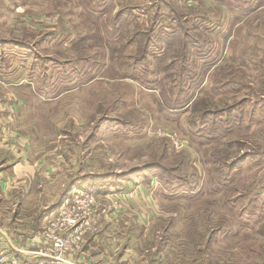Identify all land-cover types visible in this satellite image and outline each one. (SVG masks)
Returning <instances> with one entry per match:
<instances>
[{"label": "rangeland", "instance_id": "obj_1", "mask_svg": "<svg viewBox=\"0 0 264 264\" xmlns=\"http://www.w3.org/2000/svg\"><path fill=\"white\" fill-rule=\"evenodd\" d=\"M0 77L18 250L75 187L94 203L71 264H264V0H0Z\"/></svg>", "mask_w": 264, "mask_h": 264}, {"label": "built area", "instance_id": "obj_2", "mask_svg": "<svg viewBox=\"0 0 264 264\" xmlns=\"http://www.w3.org/2000/svg\"><path fill=\"white\" fill-rule=\"evenodd\" d=\"M193 1L187 0L189 4ZM92 197L91 192L82 188L72 189L56 212L47 217V224L41 231V243L35 245L38 251L18 250L17 248H13V252L1 251L0 264H20L18 256L25 259L30 257L42 259L39 264H71L62 258L61 253L62 251H73L78 244L80 232L82 231L81 235L85 232L82 224H78L77 217L91 208V204L94 203ZM0 233L4 235L3 230H0Z\"/></svg>", "mask_w": 264, "mask_h": 264}, {"label": "crops", "instance_id": "obj_3", "mask_svg": "<svg viewBox=\"0 0 264 264\" xmlns=\"http://www.w3.org/2000/svg\"><path fill=\"white\" fill-rule=\"evenodd\" d=\"M0 80H3V82L6 80L4 77H0ZM4 104H8V101L5 99L3 100ZM12 104V101L10 102ZM10 112L9 109L2 111V109H0V124L1 121L6 120L8 123H13L11 120V115L9 116ZM3 124H6V122L4 121ZM18 137L23 139L22 135L18 134ZM20 142V143H19ZM23 141H19L16 138H14L13 136L9 135L6 132V126L5 125H0V189L2 191L3 197L4 199L10 200V196L8 197V195L14 190V187H17V185H12V183H15V179H19L22 177V175H24L23 173L26 171L27 167H28V163L25 162L24 159L21 158L20 155L24 154V146H23ZM21 144V147L18 145ZM3 174H5L7 177L10 178L9 181H5L2 180ZM128 181V180H127ZM8 182H10V184H8ZM22 183V182H21ZM20 184V182H19ZM12 185V186H10ZM126 184L125 182L120 183L119 185L116 184L117 188H113L114 191V195L113 196H119L121 198H124V194L126 191H124L123 189L126 188ZM13 189V190H12ZM116 189V191H115ZM131 189H134L133 187ZM58 208V207H57ZM57 210V209H56ZM56 210L54 211H48L45 214V217H43V219L46 221L47 217L51 214L56 212ZM1 227V226H0ZM0 230H3V233L6 237V241L3 245L0 246V252L4 251V250H8L13 252V248L15 247L14 242H12L11 239H9L8 235L9 233L7 231H5L2 227L0 228ZM5 249H2L1 247H5ZM33 247H35V245H32ZM35 257H30V258H26L23 259L24 260V264H34Z\"/></svg>", "mask_w": 264, "mask_h": 264}, {"label": "trees", "instance_id": "obj_4", "mask_svg": "<svg viewBox=\"0 0 264 264\" xmlns=\"http://www.w3.org/2000/svg\"><path fill=\"white\" fill-rule=\"evenodd\" d=\"M188 3V2H187ZM180 4H182V3H180ZM189 4V3H188ZM187 5V4H186ZM191 10H192V8H191ZM102 13H104L105 14V12L101 9V10H99L98 12H95V13H93L96 17H99L100 18V16H101V14ZM120 13H121V11H118L117 12V15L116 16H114V20H116V18L117 17H119V15H120ZM174 15L177 17V18H179V14H177V13H174ZM102 33H104V31L102 32ZM137 35V34H136ZM172 36H173V34H172ZM175 36H173L172 38H174ZM179 38V43H181V44H183L184 45V50H182V49H180V52H179V54H171L170 55V57H174V58H176V59H180V60H182V61H184V60H186L187 59V57H188V53H187V49L185 48V47H187L186 46V44H184V43H186V41H181L180 40V37H178ZM160 40V39H159ZM121 43H125L126 44V46L128 45V40L126 41V42H124V41H120ZM149 42V41H148ZM183 42V43H182ZM168 44H171L172 42H167ZM178 43V42H177ZM171 45H173V43L171 44ZM116 47H113V49H115ZM115 52V51H114ZM128 56H123L121 53H116V56H111L110 58H111V60L113 59V67L114 68H122V67H120V66H123V64H122V61L125 59V61L126 62H130L129 60H128V58H127ZM135 57V56H134ZM133 56H132V58L130 59V60H133V59H135ZM141 59H143L142 57H141ZM136 61H138L139 59H135ZM102 68L105 70L106 68H105V66L103 65L102 66ZM109 69V68H108ZM107 69V70H108ZM162 70V69H161ZM70 193H71V191H69ZM69 194V193H68ZM68 196H65V198H63L62 199V201L59 203V204H61L66 198H67Z\"/></svg>", "mask_w": 264, "mask_h": 264}, {"label": "bare ground", "instance_id": "obj_5", "mask_svg": "<svg viewBox=\"0 0 264 264\" xmlns=\"http://www.w3.org/2000/svg\"><path fill=\"white\" fill-rule=\"evenodd\" d=\"M75 188V187H74Z\"/></svg>", "mask_w": 264, "mask_h": 264}]
</instances>
